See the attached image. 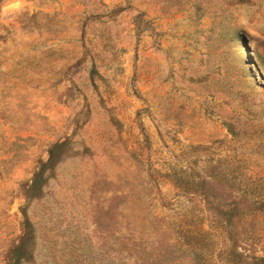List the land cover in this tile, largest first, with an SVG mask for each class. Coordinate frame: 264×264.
<instances>
[{"label": "rangeland", "instance_id": "obj_1", "mask_svg": "<svg viewBox=\"0 0 264 264\" xmlns=\"http://www.w3.org/2000/svg\"><path fill=\"white\" fill-rule=\"evenodd\" d=\"M0 264H264V0H0Z\"/></svg>", "mask_w": 264, "mask_h": 264}]
</instances>
